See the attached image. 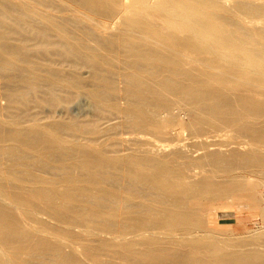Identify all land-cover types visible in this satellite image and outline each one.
Masks as SVG:
<instances>
[{
	"label": "bare ground",
	"instance_id": "6f19581e",
	"mask_svg": "<svg viewBox=\"0 0 264 264\" xmlns=\"http://www.w3.org/2000/svg\"><path fill=\"white\" fill-rule=\"evenodd\" d=\"M68 2L0 0L2 111L14 127L32 122L18 131L0 120V264H264V252L228 250L205 229L211 202L237 190L264 213L262 173L223 175L264 168V145L208 147L205 162L223 173L208 175L183 168L192 162L182 148L155 157L164 144L135 132L164 134L184 103L192 119L264 138V27H254L264 2ZM82 94L91 118L65 112ZM142 136L134 146L150 156L96 147L112 140L121 152Z\"/></svg>",
	"mask_w": 264,
	"mask_h": 264
},
{
	"label": "rangeland",
	"instance_id": "374dc122",
	"mask_svg": "<svg viewBox=\"0 0 264 264\" xmlns=\"http://www.w3.org/2000/svg\"><path fill=\"white\" fill-rule=\"evenodd\" d=\"M49 1L53 5H57V6H64L66 4L72 5V3L68 2V0H49ZM262 2H264V0H262ZM255 20L258 21L254 24L255 29L256 28L259 29L261 27H264V16L259 15V16L255 17ZM88 43L93 44L92 41H88ZM85 71H86V73H83ZM80 72L82 73L83 76L87 77L86 75H89L90 74L89 72H91V70L88 68H82ZM0 75H1V73H0ZM0 81L4 82V80L1 77H0ZM4 83H3V85H5ZM121 86H123V84L118 82V88H119V90H121L119 93L121 94L120 96L122 98L124 92H123V87H121ZM0 87L2 88V84ZM1 88H0V91H1ZM5 90H6V87H4L1 92L5 94ZM1 92H0V108H2V109H0V112H1L0 120H2L7 127L17 128V129L19 128L18 131H24V130L32 127L31 121L26 122L25 125H22V126L20 125L19 127H14L15 125H13L12 123L5 120L3 111H6L5 110L6 108H4V107H7V105H8L7 101L8 100L5 98V96H3L1 94ZM121 98L119 101V105H120L119 107H121V109L123 108V110L130 109L131 106H129L127 104V102ZM89 100L90 99H88V97L86 95L82 94L76 100H74L73 102H71L68 105L65 112L67 114L71 115L72 117L77 118V119L91 118L93 116L94 110H93L92 105L89 102ZM124 102L126 103V105ZM185 105L186 104H184V103L178 104L175 108H173L171 110V113L175 112L174 115L176 114V111H177V114L175 115L177 117V120L171 121L168 125L165 126L166 127L165 130L167 133L165 132L164 134L160 135L158 133H154V132H151L150 130L148 131L146 129H144L142 132L141 131L142 129L137 128L135 130V132H141L144 136H150V137L147 139V137L145 138L144 136H142L141 140L136 141L137 140L136 139V140H132L133 142L131 141V142H127V144L125 143V145L122 144V146L119 147L122 149V151H121L122 153L119 152L120 151L119 148H118L119 151L116 152L117 154L114 152L115 149L112 148V143H113L112 140L111 141L107 140L104 143L97 145L96 146L97 150L99 151V153L104 154L106 156L134 155L135 153L137 154V155L135 154L136 156H146V155L150 156L149 154L142 152V150L141 151L137 150V151H139V152H137L135 146L136 147H137V145L139 146V143H142L144 141V138L146 141L147 140H149V141L153 140V142H155V140H158L159 141L158 144L162 143V145L163 144L165 145V146L164 145L162 146V149H163V147L165 149L164 150L165 153L162 152L163 151L162 149H159L158 151L161 150L160 151L161 153L159 155V152L157 151V154L156 153L154 154L155 157H157V156L161 157V154L166 155L169 153L170 150L172 152L173 147H174V150H175V148H180V149L182 148L183 152L186 151L184 153H186V154L188 153L191 155V157L189 155L190 158L180 159V161L188 160V161L192 162V163H186V167H183L184 165L182 166L183 168H185L186 171H189V168H192L195 170L204 169L206 174L211 175L210 171H213L212 174L213 173L223 174V173L222 172H216V169L214 167L208 165L205 162L206 159L208 158V156H206V155L209 154L207 152L210 151L208 149V147L211 148V147H214L215 144H223L225 146H222L223 147L222 149L223 150L226 149L223 152L225 154L229 155L232 152H234L236 147L239 145H243V147H241L242 152H247V151L249 152V151H252V149L254 150V147H256V146L264 145V138L263 139H256V138L252 137L251 135H248V134L240 131L238 122L224 123V122L215 121V123L211 124V123H208L205 121H199L197 119H192V118H195V116H194V114H192L190 112V108L188 106H185ZM122 106H124V107H122ZM188 108H189V110H188ZM17 112H19V111H17ZM63 112L64 111H62V109L58 108L55 112V115L57 117H60V116H62ZM182 112H184V113H182ZM186 113L188 114V115H186L187 118L185 116H183ZM24 120H26V119H24ZM247 120H249V122H254V121L259 122V119L253 120L251 118H248ZM112 122L115 123L116 120H113ZM185 122H186V124H185ZM181 123H183L184 125L182 126ZM203 126H204V129H203ZM173 127H176L177 130L174 129ZM193 127H194V129H193ZM170 128H172V129H170ZM179 128L181 130H179ZM186 128L189 130H186ZM178 130H179V133L182 132V134L181 135L179 134V136H177ZM224 132H227L228 135L224 134ZM203 133L204 134L207 133V134L204 135ZM127 134L124 133L123 135H125V137H128V136L133 137L134 136L133 134H131V136H130V134H128V135ZM220 134H222V136ZM121 136H122V134H121ZM180 136H181V138H180ZM177 137H179V138H177ZM207 137H209V138H207ZM150 139H152V140H150ZM180 142H182L183 146H180V145H182ZM187 143H188V146H187ZM108 144H110V145H108ZM193 144H194V146H193ZM104 145H106V146H104ZM128 145H130V146H128ZM131 146L133 148H135V150H133V148ZM185 146H186V148H185ZM205 146H206V148H205ZM187 147H189L190 151H188L189 149ZM129 148H131V149H129ZM183 148H185L187 150H184ZM192 150H193V152H191ZM263 152H264V150H263ZM263 157H264V155H263ZM192 158H194V159H192ZM201 158H204L205 160L204 159L202 160ZM195 164H198V165H195ZM187 167H188V169H186ZM262 168L263 167H260V169H259V167L238 166L234 171H232L230 173H224L223 175L231 176L233 174H238L241 172L243 173L246 171H255L256 173H260V175H261V173H262V175H264V173H263L264 168L263 169ZM237 169H238V171H236ZM258 169H259V172H258ZM200 176L201 175L197 174L195 176V178H197V177L199 178ZM263 189H264V177L262 176V179L260 180V184L258 187V193H259L260 198L262 200H264L263 196L261 194ZM242 191L243 190L235 191L234 194H236L238 196V198H236V196L224 197L222 199H218V200H215L214 202L213 201L211 202L210 208L211 207L212 208L209 209L210 213H209V218L206 220L205 229L208 230L207 233L210 232V233L215 234L217 243L219 242V245L222 244L221 246L227 248L228 250H237V251H241V252H247V251L254 250V251L264 252V230H263L264 229V213L259 208L257 203L252 201L251 199H247L248 197L244 196L245 191H243L244 194ZM237 192L239 194L241 192L240 195H241V198L243 197L242 199L240 198V200H239L240 196L237 194ZM242 194H243V196H242ZM235 198L238 200H236ZM156 231L158 232L159 230H155V231L153 230L152 232H156ZM156 236L161 237L162 235L156 234ZM230 245H232V246H230ZM234 247H235V249H234Z\"/></svg>",
	"mask_w": 264,
	"mask_h": 264
},
{
	"label": "built area",
	"instance_id": "2783aa9c",
	"mask_svg": "<svg viewBox=\"0 0 264 264\" xmlns=\"http://www.w3.org/2000/svg\"><path fill=\"white\" fill-rule=\"evenodd\" d=\"M262 196H263V199H264V189H263V191H262Z\"/></svg>",
	"mask_w": 264,
	"mask_h": 264
}]
</instances>
